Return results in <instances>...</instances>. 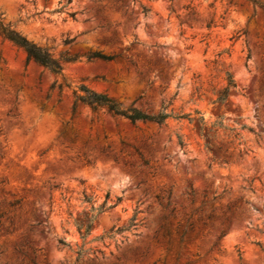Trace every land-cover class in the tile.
I'll return each instance as SVG.
<instances>
[{
	"label": "rangeland",
	"instance_id": "rangeland-1",
	"mask_svg": "<svg viewBox=\"0 0 264 264\" xmlns=\"http://www.w3.org/2000/svg\"><path fill=\"white\" fill-rule=\"evenodd\" d=\"M67 1L0 0L1 21L63 67L52 72L0 36V264H71L58 239L75 250V221L105 200L113 207L94 221L79 264H264V9L72 0L58 12ZM94 51L120 57L88 60ZM229 76L236 88L220 102ZM81 86L193 121L133 124L76 102ZM136 211L137 228L96 239Z\"/></svg>",
	"mask_w": 264,
	"mask_h": 264
},
{
	"label": "trees",
	"instance_id": "trees-1",
	"mask_svg": "<svg viewBox=\"0 0 264 264\" xmlns=\"http://www.w3.org/2000/svg\"><path fill=\"white\" fill-rule=\"evenodd\" d=\"M251 1L254 2L255 4L260 5L264 9V3L261 2L260 0H251ZM71 2L72 0H68L67 3L64 6H62L60 9H58L57 11L58 12L62 11ZM144 11L146 12L147 10L144 9ZM75 15H76L75 12L70 13V16L72 17H75ZM0 36L6 39H9L17 46L23 48L27 53L28 59L34 60L36 63L48 68L52 72L59 73V74L62 73V70H63L62 64L60 63L59 60L53 58L48 50L43 49L37 46L35 43L29 41L25 36H23L18 31H16L11 25L4 24L1 21V19H0ZM72 41L73 39L65 40L66 43H71ZM86 57L88 60H91V61L101 60L103 62H111V61H115L118 57H120V55L119 54L106 55L102 52L94 51V52L86 53ZM77 58H78V55L76 54L70 55V54L65 53L62 55V60L68 61V62L75 61L77 60ZM231 88H236V83L233 80V78L229 76V80L226 86L219 93L218 100L220 102H223L226 100L228 96V92ZM80 91L81 93L77 94L76 96V102H80L84 105H88L93 110L104 107L111 114L115 116H123L127 118L128 120H130V122L133 124L136 123L137 121H142V122H154V123L161 125V124H164L165 121L170 117H173L175 119L188 118L190 121H193V118H191V114L175 115L172 112H168L167 106L164 104L162 105V108L157 113L148 114L134 107L123 108L115 99L109 97L106 94H99L94 91H91L86 86H81ZM197 123L199 124L200 134L206 138L205 147L207 151L208 152L213 151L215 144L210 142L207 135L204 134V131L206 132V129H207L204 118L203 117L198 118ZM218 125H219L218 123H214L213 126L216 127ZM215 130H217V128ZM179 144L181 147H184V142L181 138H179ZM111 207H113V205L107 206V200H105L98 207L92 206L91 214L86 215L83 218H79L75 221L77 231L82 239V243L78 245L75 250L72 248L71 242L67 241L64 238L58 239V244L62 248H67L71 250L74 254H76L75 260L71 264H79V262L87 255L89 249L85 248L86 239L91 233L94 221L96 220V218L98 217L100 213L104 212L106 209L111 208ZM138 213H139L138 211L134 213L128 225L118 228L115 232L101 235L100 237H97L96 239L103 240L104 238H113L115 233H121L123 231L133 230L137 228L138 225L140 224V221L137 218ZM0 225H2L1 221H0ZM194 227H195L194 223H190L189 228H184L182 230V232L179 235V243L184 242V240L186 239V235L188 234L189 231H194ZM167 234H169V232H167ZM134 259L135 261L141 260L143 259V255H141L140 257H135Z\"/></svg>",
	"mask_w": 264,
	"mask_h": 264
}]
</instances>
